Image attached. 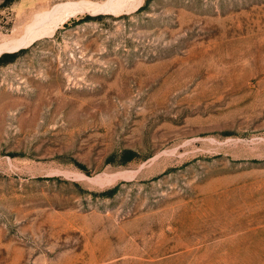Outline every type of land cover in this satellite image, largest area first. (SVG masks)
Here are the masks:
<instances>
[{"label": "rangeland", "instance_id": "rangeland-1", "mask_svg": "<svg viewBox=\"0 0 264 264\" xmlns=\"http://www.w3.org/2000/svg\"><path fill=\"white\" fill-rule=\"evenodd\" d=\"M1 50L0 264H264V0H0Z\"/></svg>", "mask_w": 264, "mask_h": 264}, {"label": "trees", "instance_id": "trees-1", "mask_svg": "<svg viewBox=\"0 0 264 264\" xmlns=\"http://www.w3.org/2000/svg\"><path fill=\"white\" fill-rule=\"evenodd\" d=\"M143 4H144V3L139 4V5L136 7V9L142 7ZM12 54H13V50H12V51H1V52H0V62L6 60V59H8V58H10Z\"/></svg>", "mask_w": 264, "mask_h": 264}, {"label": "water", "instance_id": "water-1", "mask_svg": "<svg viewBox=\"0 0 264 264\" xmlns=\"http://www.w3.org/2000/svg\"><path fill=\"white\" fill-rule=\"evenodd\" d=\"M4 50H8V49H4ZM1 51H3V50H1ZM1 51H0V52H1Z\"/></svg>", "mask_w": 264, "mask_h": 264}]
</instances>
